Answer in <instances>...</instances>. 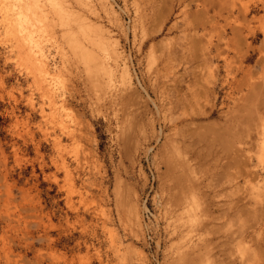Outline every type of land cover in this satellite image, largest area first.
<instances>
[{
  "label": "rangeland",
  "instance_id": "obj_1",
  "mask_svg": "<svg viewBox=\"0 0 264 264\" xmlns=\"http://www.w3.org/2000/svg\"><path fill=\"white\" fill-rule=\"evenodd\" d=\"M75 1L68 0L73 11L99 26L109 42L86 48L112 69L113 88L128 71L142 100V129L134 127L125 153L117 106L102 89L107 76L94 98V86L88 87L68 47L57 49L50 40L44 42L48 49L43 46L48 61L60 69L64 58L62 66L72 60L77 67L59 72L55 98L65 99L64 108L51 116L54 108L47 105V120L30 112L29 99L38 106L46 97L33 90L25 64L17 63L20 54L3 37L1 18L0 264H169L179 257L196 264L200 255L206 264H264V0ZM40 128L65 139L68 173L57 171V184L47 142L53 131L46 130V139ZM168 133L174 146L180 144L175 147H183L177 148L181 155L180 149L191 153L190 164L186 153L179 163L197 174H189L201 202L194 219L182 199L172 198L178 188L170 176L180 168L168 164L170 144L161 145L170 141ZM115 181L123 183L139 220L120 212Z\"/></svg>",
  "mask_w": 264,
  "mask_h": 264
},
{
  "label": "bare ground",
  "instance_id": "obj_2",
  "mask_svg": "<svg viewBox=\"0 0 264 264\" xmlns=\"http://www.w3.org/2000/svg\"><path fill=\"white\" fill-rule=\"evenodd\" d=\"M72 1V0H71ZM102 3L104 5L109 4V2L107 0H101ZM75 0H74V4L75 5ZM2 3V4H1ZM0 4L2 6H0V11H4L2 12L1 14L3 15V17L1 16L0 14V19L1 18H5V24H2L4 25V35L3 37L5 36V38L8 36L9 37V42L8 44H10L9 48H13L12 50L13 51H17V54L20 56L19 59L17 60L18 64L21 66H24L22 64H25L24 66V70H26L28 68V71L26 70L27 74L30 75V77L33 78V80L31 81H34V84L32 82V87L34 88H37V90L34 88L33 90H36L38 92V95H40L41 93L46 97L45 99V103L44 104H41L36 106L33 102V99H29L28 100V106H30V112H34V113H38L40 116L42 117H45V119L47 120V116H45V113L46 112L44 110V108H48L49 106V109L48 111H51L53 109H50V108H54L51 116H53V113H55L56 110L58 109H62V107L64 106V102H65V99H64V102L63 100L62 101H59V100H56L55 96H56V89L57 88V84H58V79H60V75L63 73L64 74V71L60 74L59 72H61L62 70L66 69V65L64 64L62 66V64L64 63L63 60H64V56L65 58L67 59V55H64L62 53H59L60 54V57L63 58L62 60V64L60 65V69H59V66L57 65H54V64H51L47 59L48 57H46V54H44V45L50 41L51 44H48V45H55V47H57V49H59V47H64V45H66V47H68V51H70V57L74 58L75 61L77 63V65L81 66L82 67V70L84 72V75L86 76V79H88L87 83H91L92 85L88 86V87H96L94 88L93 87V91L96 90V91H99L100 93H102V89L106 90L108 89L109 91V94H111V97H112V101L116 104V108H115V115H117L118 117L115 119H117V126L118 129H117V132H118V138L121 139L122 141V144L125 146V150H126V147H128V145L130 144V142L133 141V139H135V128L134 127H142V124L141 126L140 125V122H141V117H140V114H139V111L137 110V107H138V104L141 102L142 103V100L140 98V96L138 95V93L136 92V90L132 87L131 85V82H130V78H129V73L127 70H123L122 73H121V83L119 85V87H117V89L113 86V72H112V69L111 68H108V64L106 65L105 62L103 63L102 62V58L99 59V56H95L93 54V52L86 48V47H108L109 45V42L107 41V45H106V37H104V33L98 28L99 26H96L94 25L93 23L91 22H88L89 20H85L83 17V15L80 16L81 13H79V15H77L76 13L78 12L76 11V13L73 11L74 7H72L70 5V3L68 2V0H0ZM244 6V5H243ZM246 6V5H245ZM111 9V8H110ZM247 9V7H246ZM245 9V10H246ZM75 10H77L75 8ZM2 20V19H1ZM4 23V20L1 21V23ZM0 23V24H1ZM56 30H58V32H56ZM56 34H58L60 36V43H57V39H56ZM3 40H5V38H3ZM8 39V38H7ZM50 40V41H48ZM6 40V42H8ZM44 42H46L44 44ZM56 43V44H55ZM8 44H7V48H8ZM111 45V44H110ZM50 47V46H48ZM110 47H113L112 45ZM8 48V49H9ZM45 48H47V45H45ZM65 48V47H64ZM64 48H61L60 50L63 52L65 49ZM48 49V48H47ZM64 49V50H62ZM11 50V49H9ZM54 51L56 50L55 48L53 49ZM59 51V50H58ZM66 51V50H65ZM100 51H103V53L105 52V49L104 50H100ZM57 52V51H56ZM46 53V51H45ZM67 53V52H66ZM102 53V52H101ZM100 53V54H101ZM102 53V54H103ZM48 54V53H47ZM58 54V53H57ZM101 54V55H102ZM106 54V52H105ZM64 55V56H63ZM104 55V54H103ZM48 56V55H47ZM70 57H69V61H70ZM52 59V58H51ZM50 59V60H51ZM73 59V60H74ZM59 60H61V58H59ZM105 60V59H104ZM66 61L68 62V60H65V63ZM72 61V60H71ZM70 61V65L73 64L75 69L77 67V65L75 66L74 63H71ZM74 61V62H75ZM53 62V61H52ZM69 63L67 66H70ZM66 67V68H65ZM71 67V66H70ZM68 67V68H70ZM73 68V67H71ZM71 71V69H69ZM81 70V69H80ZM80 70H78L80 72ZM68 71V70H67ZM76 71V70H75ZM69 72V71H68ZM77 72V71H76ZM69 73H72V72H69ZM69 73H67L68 75H70ZM74 73V72H73ZM72 73V75H73ZM82 73V72H81ZM80 74V73H79ZM25 75V71H24V74ZM77 74H75L76 76ZM106 75L107 78H105V82H106V79H107V84H105L103 87H102V78L103 76ZM71 76V75H70ZM27 77V75L25 76ZM24 77V78H25ZM28 77V78H30ZM85 78V77H84ZM31 79V78H30ZM85 79V80H86ZM84 80V81H85ZM29 81V79H28ZM29 81V82H31ZM104 81V80H103ZM104 83V82H103ZM112 83V84H111ZM28 85V84H27ZM30 85V84H29ZM30 85V86H31ZM59 85V84H58ZM62 85V84H60ZM59 85V86H60ZM58 86V87H59ZM31 87V88H32ZM98 87V88H97ZM102 87V89H101ZM29 88V86H28ZM120 88V89H119ZM91 89V88H89ZM40 90V91H38ZM61 90V88H60ZM60 90L58 91V96H59V92ZM92 91V92H93ZM113 93H112V92ZM91 92V93H92ZM97 92L96 94L98 95ZM106 92V91H105ZM103 92V93H105ZM111 92V93H110ZM34 93H36L34 91ZM40 93V94H39ZM99 93V94H100ZM108 93V92H107ZM106 93V94H107ZM37 94V93H36ZM61 94H62V91H61ZM90 94V93H89ZM105 94V95H106ZM37 95V96H38ZM104 95V96H105ZM42 96V95H41ZM63 96V94L61 95ZM93 96H95L94 98L100 96H96L95 95V91L93 92ZM108 97V95H106ZM43 97V96H42ZM38 98V97H37ZM60 98V97H59ZM101 97H99L100 99ZM105 98V97H104ZM40 99V98H39ZM62 99V98H61ZM89 99H91V97H89ZM107 99V98H105ZM104 99V100H105ZM15 100V99H14ZM33 102H32V101ZM43 100V99H41ZM98 100V99H97ZM37 101V99H36ZM109 101V99H108ZM41 102V101H40ZM111 103V101H109ZM108 102L109 106H110V103ZM39 104V103H37ZM112 104V103H111ZM48 105V106H47ZM114 107V105H113ZM29 108V107H28ZM64 108V107H63ZM245 114V113H244ZM46 115H49L47 112H46ZM246 116V115H245ZM243 116V117H245ZM57 117V116H55ZM113 118V116H112ZM247 118V116H246ZM41 119V118H40ZM60 119V118H59ZM243 119V118H242ZM250 119V116L249 118ZM42 120V119H41ZM40 120V121H41ZM247 120V119H246ZM245 120V121H246ZM45 121V120H43ZM60 121V120H59ZM63 123V121H60ZM114 121V120H113ZM116 121V120H115ZM114 121V123H115ZM243 121V120H242ZM250 121V120H249ZM46 122V121H45ZM45 122H42L45 123ZM252 122V121H251ZM51 123V122H50ZM142 123V122H141ZM248 123V122H247ZM40 124V123H39ZM46 124V123H45ZM52 124V123H51ZM50 124V125H51ZM250 124V123H249ZM248 124V125H249ZM41 125V124H40ZM40 125H37L40 127ZM46 126V125H44ZM62 125H60L61 127ZM66 125H64L65 127ZM43 127V125H42ZM59 127V129H60ZM67 127V126H66ZM249 127V126H248ZM44 128V127H43ZM43 128H40V133H42V135L44 137L46 136H50L48 134V132H52V131H48L46 128V130H44ZM114 128V127H113ZM65 129V128H63ZM62 129V130H63ZM67 129H70V127H68ZM65 129V130H67ZM72 129V128H71ZM142 129V128H140ZM61 130V129H60ZM115 130V129H114ZM72 131V130H71ZM71 131L67 130L65 134L63 135H70L72 134ZM247 131V130H246ZM61 132V131H60ZM70 132V134H69ZM139 132V131H137ZM136 132V133H137ZM62 133V132H61ZM60 133V134H61ZM64 133V132H63ZM59 134V135H60ZM117 133L115 132V135ZM59 135H55L54 131H53V135L52 137L50 136V139L47 141L49 142V145H50V148H51V155H50V163L52 164L53 168L55 169V172H53L51 174V178H52V181L54 182V184L56 183L57 184V181H58V176H57V171H63L65 173H68V166H66V163H65V159H63L64 156H62V153L64 150L63 149V139L59 136ZM169 135V133L167 134ZM71 137L68 136V140H71L73 139V136L70 135ZM117 136V135H116ZM138 136V135H137ZM166 134L164 135L163 138H165ZM170 136H173V135H169V138L170 139ZM43 137V138H44ZM65 137V136H64ZM174 137V136H173ZM173 137L170 139V141H164L162 140V146H164L163 144L166 145L167 144H170L169 148H167L169 151L171 149V153L168 155L170 156L169 157V160L168 161V164L172 163V167L176 169V164L179 163V161L182 159L179 155L180 152L177 148H181L180 146L178 147H175L177 145H180V144H175V146L171 143L172 141L173 142H176V140H172ZM71 138V139H70ZM137 138V137H136ZM167 138V136H166ZM47 139V137H46ZM45 139V141H46ZM118 139V140H119ZM65 140V139H64ZM117 140V139H116ZM172 140V141H171ZM120 141V142H121ZM166 142V143H165ZM137 143V142H135ZM177 143V142H176ZM132 144H130L131 146ZM172 145V146H171ZM124 146L123 147V150H124ZM129 146V147H130ZM160 147L162 149H165L163 147ZM165 147V146H164ZM187 148V147H186ZM129 149V148H128ZM161 149V150H162ZM183 149V147H182ZM182 149H180L181 153L184 154V155H181L182 157L185 156V153L186 155L188 156L189 154V164H190V159L191 156L187 150V152L183 151L182 152ZM190 149V148H189ZM193 149V148H192ZM122 150V149H121ZM62 151V153H61ZM129 151V150H128ZM128 151L126 150L125 153ZM164 151V150H163ZM161 151V152H163ZM167 151V150H166ZM124 152V151H123ZM64 154V153H63ZM162 153H160L161 155ZM165 154V152H164ZM130 155V154H129ZM166 155V154H165ZM165 155L162 156L161 158H165ZM195 155V154H193ZM181 159H180V158ZM195 157V156H194ZM199 156H197V159ZM184 159V158H183ZM186 160H188L187 158H185ZM184 159V160H185ZM193 159H196V158H193ZM164 160V159H162ZM165 161V160H164ZM171 161V162H170ZM196 161V160H195ZM194 161V163H195ZM198 161V160H197ZM196 161V162H197ZM67 162V161H66ZM201 162V161H200ZM187 163V161L185 162ZM193 163V164H194ZM198 163V162H197ZM192 164V165H193ZM199 164V163H198ZM167 165V164H166ZM196 167H200L202 164L200 163L198 166L197 164H195ZM194 165V166H195ZM170 166V165H169ZM168 166V167H169ZM187 166V165H186ZM190 166L191 165H188L189 169L187 167H185V165L182 164V162L179 163V171H176V173L173 174V176H170L172 177V181H173V186L174 188L173 189H176V187L178 188L177 191L174 192L173 190V195H172V198L175 196L176 198L178 197V199H176L175 201L177 200H180L182 199V202L181 204H185L183 207H185V210L186 212L188 213V217L189 219H194L195 216H196V210L197 208L200 206L201 202H200V199L198 198L197 194L195 193L194 191V188L190 181ZM165 167V166H164ZM172 168V169H173ZM178 168V167H177ZM193 170L195 167H193ZM170 169V168H168ZM167 170V169H166ZM165 170V171H166ZM196 170V169H195ZM196 171H199L198 169ZM168 172V171H167ZM171 172V171H170ZM193 172V171H192ZM63 173V174H65ZM194 173V172H193ZM195 174V173H194ZM202 174V173H200ZM199 174V175H200ZM118 175V174H117ZM171 175H172V172H171ZM197 175V174H195ZM66 176V174H65ZM201 176V175H200ZM203 176V174H202ZM119 177V176H118ZM167 177V176H166ZM194 177V176H193ZM199 177V176H198ZM197 177V178H198ZM66 178V177H65ZM192 178V177H191ZM201 178V177H200ZM203 178V177H202ZM165 179V178H164ZM121 180V179H120ZM170 180V178L168 179V181ZM194 180V179H193ZM60 181V179H59ZM62 181V180H61ZM117 182V181H115ZM165 182V186L169 185V183L167 182V180L164 181ZM167 182V183H166ZM195 182V180H194ZM193 182V183H194ZM114 183V182H113ZM117 187H115V189L117 188L116 192L115 189L113 188V192L116 194V197L113 196L114 199L117 203L116 205H119L121 208L119 210H125V212L122 214H126V213H129L130 214V217H132V220L135 219V221L139 220L137 219V214H136V211L135 209L131 208L128 204H127V198L125 196V189H124V186H123V183L121 181L117 182ZM119 183H122L119 185ZM172 183V182H171ZM62 186V184H58V187L59 186ZM171 185V184H170ZM166 186V187H167ZM172 186V187H173ZM195 186H198L195 185ZM123 187V188H122ZM170 189V186L168 187ZM167 188V189H168ZM196 189V188H195ZM65 191V190H64ZM167 191V190H166ZM169 193V192H168ZM113 194V193H112ZM124 194V195H123ZM171 194H172V190H171ZM114 195V194H113ZM199 195V194H198ZM168 196V194H167ZM169 196H171L169 194ZM200 196V195H199ZM166 197V196H165ZM167 199V198H165ZM171 199V198H170ZM169 199V200H170ZM174 199V198H173ZM205 202V201H204ZM114 203V202H113ZM205 204V203H204ZM118 206V207H119ZM181 206V205H180ZM206 207V206H205ZM207 209V208H206ZM205 209V210H206ZM122 210L120 212H122ZM175 210V209H174ZM166 211V209H165ZM168 211V210H167ZM177 211V210H176ZM180 211V209H179ZM182 213V212H181ZM203 213V212H202ZM207 213V212H206ZM78 215V214H77ZM95 216V215H94ZM129 216V215H128ZM122 217V216H121ZM127 217V216H125ZM139 217V216H138ZM204 217V216H203ZM202 217V218H203ZM207 217V216H206ZM77 218V217H76ZM134 218V219H133ZM175 218V217H174ZM205 218V217H204ZM203 218V219H204ZM127 220V218H125ZM129 219V217H128ZM120 220V219H119ZM123 220V219H122ZM131 220V218L129 219ZM170 220L172 221V218H170ZM174 220V219H173ZM124 221V220H123ZM122 221V222H123ZM175 222V221H174ZM173 222V223H174ZM209 223V221H208ZM171 224V223H170ZM175 224V223H174ZM183 224V223H182ZM205 224V223H204ZM201 225V224H200ZM203 225V224H202ZM201 225V226H202ZM186 226V225H185ZM194 227V226H193ZM183 228V227H182ZM204 228V227H203ZM179 229V228H178ZM201 229V228H200ZM174 230V229H172ZM191 231V230H190ZM109 232H113L111 235L114 237L115 233L114 231L109 230ZM110 233L108 234V236L110 235ZM169 233V231H168ZM174 233V232H173ZM172 233V234H173ZM176 233V232H175ZM182 233V232H181ZM192 233V232H191ZM114 234V235H113ZM194 234L196 235V231L194 232ZM168 235V234H167ZM183 235V233H182ZM201 235V233L199 234ZM168 237V236H167ZM170 237V236H169ZM192 237V236H191ZM189 238V236H188ZM112 239V238H111ZM114 240V239H113ZM201 240V239H200ZM111 243V242H110ZM199 244V243H198ZM197 245V244H196ZM203 245V244H202ZM207 245V243H206ZM173 246V245H172ZM204 246V245H203ZM201 246V247H203ZM200 247V248H201ZM206 247V246H204ZM208 247V246H207ZM129 248V255H131L132 253V248L130 247H127ZM188 248V247H187ZM182 249V248H181ZM128 250V249H127ZM131 250V251H130ZM185 250V249H184ZM189 250V249H187ZM173 251H175L173 249ZM196 251V250H195ZM198 251V249H197ZM118 252V251H117ZM123 252V250H122ZM120 252L123 256V253ZM125 252V250H124ZM194 252V251H192ZM204 252V251H203ZM208 252V251H207ZM184 253V252H183ZM201 253V251H200ZM119 254V253H118ZM175 253H173L174 255ZM182 254V252H181ZM191 254V253H189ZM196 254V252H195ZM205 254V253H204ZM207 254V253H206ZM167 255V254H166ZM172 255V253H171ZM177 255V254H175ZM179 255V254H178ZM128 255H126L127 257ZM180 256V255H179ZM130 257V256H129ZM165 257V256H164ZM176 257V256H174ZM205 257V256H204ZM123 259V258H122ZM191 259V258H190ZM198 262H196V264H206V260L203 259V256H198ZM195 259V260H196ZM125 260V259H124ZM131 260V259H130ZM193 260V258H192ZM194 260V262H195ZM210 260V259H209ZM126 261V260H125ZM169 261V260H168ZM171 261V260H170ZM197 261V260H196ZM169 264H184V262L182 261V257H179V261L177 263H169Z\"/></svg>",
  "mask_w": 264,
  "mask_h": 264
}]
</instances>
